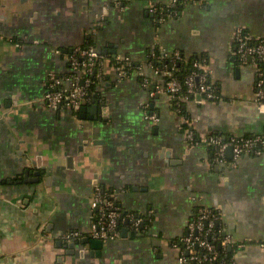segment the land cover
<instances>
[{"label":"crops","instance_id":"crops-1","mask_svg":"<svg viewBox=\"0 0 264 264\" xmlns=\"http://www.w3.org/2000/svg\"><path fill=\"white\" fill-rule=\"evenodd\" d=\"M124 1V10L112 0L2 1L0 264H181L172 245L200 209L219 211L224 233L249 243L233 264H264V153L235 162L228 150L227 162L217 164L211 147H191L168 96H151L162 82L152 69L144 70L151 88L110 72L98 86L101 114L51 110L42 101L49 73L70 72L75 46L91 39L105 55L138 62L158 46L187 60L209 58L222 98L186 102L198 137L264 136L256 70L233 45L240 28L264 39V0H208L207 8L192 5L160 26L146 0ZM27 169L41 172L39 182H24ZM96 185L118 195L125 212L149 220L146 232L126 228L100 250L83 244L88 238L72 250L58 247L67 245L58 235L89 231Z\"/></svg>","mask_w":264,"mask_h":264},{"label":"built area","instance_id":"built-area-1","mask_svg":"<svg viewBox=\"0 0 264 264\" xmlns=\"http://www.w3.org/2000/svg\"><path fill=\"white\" fill-rule=\"evenodd\" d=\"M112 3L113 7L118 10H124L126 7L124 0H112ZM146 3L147 8L154 14L156 22L165 23L170 19H178L184 10L192 5L202 7V5L208 4V0H146ZM180 8L183 9H181L182 14ZM100 26L101 20L95 26L94 32L98 31ZM254 40L259 42L253 45ZM233 45L240 62L243 65L251 62L256 70L255 101L264 110V70L261 67V63H264V39H254L246 30L240 28L233 36ZM175 55L179 58V51H176ZM110 57L114 60L113 64H111ZM153 57L154 54L150 55L149 53L143 62H138L127 55H105L94 46H75L68 56L70 72L66 75L49 73L48 90L42 101L51 110L66 109L79 112L82 107L93 102L89 87L96 82H101L110 72L115 73L121 80L136 76L143 86L151 88V81L144 71L147 67L152 69L155 75L162 80L161 84L151 91V96L167 95L172 107L175 104L180 105L181 101H187L188 96L193 97L194 100L199 99V101L212 102L217 99L214 89L216 84L209 79L211 71L205 59L201 58L195 64V67L202 71L201 74L194 72L186 77L184 86L187 91L186 95H182L183 85L169 71H161L157 66H153L150 61ZM166 78L171 79L166 81ZM174 111L181 118L182 128L189 145L196 147L204 143L211 147L214 150L217 164L227 162L226 152L228 149H232L235 162L244 156L264 153L262 150L264 149V136L224 138L210 135L200 138L193 129L194 120L188 115H181V111L178 109H174ZM146 119L155 124L160 121L156 114L147 113ZM118 198V195H109L101 185H96L91 200L93 221L89 231L87 233L66 232L55 237L56 240L65 244H73L88 238L104 243L120 238L122 236L121 225L124 223L130 224L129 230H135L138 233L139 228L144 225L145 217L125 212L118 203ZM220 220L221 215H213L210 210L200 209L198 211V215L188 224V234L172 245L178 252V261L181 264H208L217 259L216 244L209 241V237L212 235L216 222ZM213 240L216 239L213 238ZM245 246V243L238 242L226 234L220 242V247L223 249L236 247L242 250Z\"/></svg>","mask_w":264,"mask_h":264},{"label":"trees","instance_id":"trees-1","mask_svg":"<svg viewBox=\"0 0 264 264\" xmlns=\"http://www.w3.org/2000/svg\"><path fill=\"white\" fill-rule=\"evenodd\" d=\"M207 4L202 5L203 8H207ZM182 8H180V13L182 14ZM169 19V18H168ZM162 23L157 22L156 25L160 26ZM263 40V39H262ZM259 41L254 40L252 42V44H256ZM85 47H90V46H94L96 47L95 43L93 42V40H88L83 44ZM236 50V48H235ZM72 53V50L70 51L69 55ZM103 53V52H102ZM150 55L154 54V57L150 59L151 63L153 64V66H157L161 71H169L170 73H172V76L177 79V81L183 85L182 88V95H186V91L187 88L184 86V82L186 80V77L188 75H191L192 73H196V74H201L202 71L198 70L195 67V64L201 59L200 57H192L190 60H187L186 57L184 56L182 51H179L180 53V57H176L175 53L172 54H166L163 53L160 49V47H155L152 50L149 51ZM111 58V64L114 63V60ZM202 59H205L207 61V63L209 64V58L207 57V55H203ZM261 67L264 70V63H261ZM171 78H166V81H169ZM210 81H213L212 76L209 77ZM141 82V81H140ZM101 82H96V84L92 85L91 87H89V92L92 93V99H95V96L98 97V86ZM210 83V82H209ZM152 87V85H150ZM215 89V94L217 96V99L213 100L212 102L217 103L221 100V93H220V87L218 85L214 86ZM188 100L187 101H192L194 100L193 97L188 96ZM92 100V101H93ZM187 101H181L179 104L180 105H174L173 108L174 109H178L181 111V115L183 116H187V112H186V102ZM90 105V104H89ZM256 136H249V137H245V138H254ZM264 152V149H262ZM210 211H212L213 215L216 216H220V212L214 209H211ZM198 215V212L196 214V216ZM149 220H147L145 218L144 221V225L143 227L139 228L138 233H145L147 226H149L148 223ZM130 229V224L128 223H124L121 225V230L123 231L124 229ZM130 232L135 235L137 232L135 230H130ZM216 239V240H213ZM220 238V240H218ZM225 238V233H224V229L220 221H217L214 227V230L212 232V235L209 237V241L214 242L216 244V252H217V259L215 261H213L212 263H208V264H232L233 261V257L234 254L236 252L239 251V249H237L236 247L232 248V251H229V249H223L222 247H220V242L222 239ZM245 244H249L248 242H246ZM251 244V243H250Z\"/></svg>","mask_w":264,"mask_h":264},{"label":"water","instance_id":"water-1","mask_svg":"<svg viewBox=\"0 0 264 264\" xmlns=\"http://www.w3.org/2000/svg\"><path fill=\"white\" fill-rule=\"evenodd\" d=\"M2 1L3 0H0V9L4 8V5L2 4ZM6 2L9 1V0H5ZM103 53L107 54L108 53V50L107 49H104L103 50ZM103 105L97 100V97L95 96V99L93 100V102L91 103V106H84L81 108V112L84 113V112H91L93 114H101L103 111H107L106 108L103 109L102 107ZM229 151H232V149H228ZM71 160L72 159H69V163H71ZM41 176V172L40 171H31V169H27L25 171V174H24V182L26 183H34V182H39V178ZM36 177V178H35ZM83 244H91L92 245V248L95 249V250H100L102 249L103 247V242L102 241H99V240H92V239H85L83 241ZM58 247H64L65 249H74L75 247V243L73 244H67V245H62V243H58L57 244ZM229 251H232V248H229ZM72 252V251H71Z\"/></svg>","mask_w":264,"mask_h":264}]
</instances>
